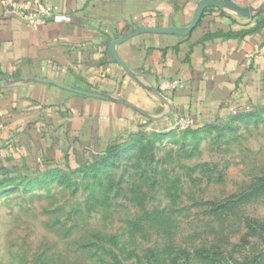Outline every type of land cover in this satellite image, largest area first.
Segmentation results:
<instances>
[{"label":"crops","instance_id":"0c3cea01","mask_svg":"<svg viewBox=\"0 0 264 264\" xmlns=\"http://www.w3.org/2000/svg\"><path fill=\"white\" fill-rule=\"evenodd\" d=\"M41 1L52 17L33 28L3 18L0 0V166L64 146L97 155L167 117L264 108V57L249 58L264 0ZM165 79L182 87L164 93L160 118Z\"/></svg>","mask_w":264,"mask_h":264},{"label":"rangeland","instance_id":"374dc122","mask_svg":"<svg viewBox=\"0 0 264 264\" xmlns=\"http://www.w3.org/2000/svg\"><path fill=\"white\" fill-rule=\"evenodd\" d=\"M165 119L0 166V264H264V108Z\"/></svg>","mask_w":264,"mask_h":264},{"label":"built area","instance_id":"2783aa9c","mask_svg":"<svg viewBox=\"0 0 264 264\" xmlns=\"http://www.w3.org/2000/svg\"><path fill=\"white\" fill-rule=\"evenodd\" d=\"M2 16L3 18H15L36 28L51 20L52 13L41 0H2ZM254 57H264V43L249 55V58ZM181 87L182 84L178 80L165 79L159 83L158 90L164 96V93H171ZM179 122L184 127L194 125L189 119H179ZM1 130L0 125V132Z\"/></svg>","mask_w":264,"mask_h":264},{"label":"water","instance_id":"95a60500","mask_svg":"<svg viewBox=\"0 0 264 264\" xmlns=\"http://www.w3.org/2000/svg\"><path fill=\"white\" fill-rule=\"evenodd\" d=\"M210 3H213V2H210V1H205L202 5H201V8L199 10V13H198V18L199 16L201 15L202 11H203V8L210 4ZM197 18V19H198ZM58 86H60L61 88H64V89H67V90H70V91H73V92H76V93H79L81 95H85V96H90V97H95V98H107L106 96H103L101 94H98V93H95V92H90V91H84V90H80V89H76V88H71V87H67V86H63V85H59L57 84ZM4 87V84L0 82V88H3ZM158 96L161 98V100L168 106V110L167 112L161 114L160 118H164L168 115H170V113L172 112V106L170 105V103L168 102V100H166V98L162 95V94H158Z\"/></svg>","mask_w":264,"mask_h":264},{"label":"trees","instance_id":"16d2710c","mask_svg":"<svg viewBox=\"0 0 264 264\" xmlns=\"http://www.w3.org/2000/svg\"><path fill=\"white\" fill-rule=\"evenodd\" d=\"M138 134H139V133H138ZM138 134H136V135H138ZM136 135H134V136H132V137H130V138H133V137H135ZM130 138H129V139H130ZM129 139H127V140H129ZM127 140H126V141H127ZM126 141L122 142V143L119 144V145L124 144ZM119 145H116V146H119ZM116 146L113 145V146L109 147L106 151H104L103 153H100V156H102V155H108V154L111 152V150H113ZM97 155H98V154H97Z\"/></svg>","mask_w":264,"mask_h":264}]
</instances>
